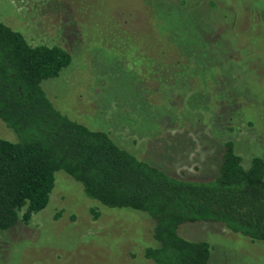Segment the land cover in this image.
Here are the masks:
<instances>
[{"label":"rangeland","instance_id":"rangeland-1","mask_svg":"<svg viewBox=\"0 0 264 264\" xmlns=\"http://www.w3.org/2000/svg\"><path fill=\"white\" fill-rule=\"evenodd\" d=\"M0 20L68 50L47 96L138 159L192 181L218 176L228 141L245 167L264 159V0H0ZM0 138L16 141L2 121ZM153 224L58 172L48 206L0 231V264H151ZM180 235L209 243V264H264V241L222 224Z\"/></svg>","mask_w":264,"mask_h":264},{"label":"trees","instance_id":"trees-1","mask_svg":"<svg viewBox=\"0 0 264 264\" xmlns=\"http://www.w3.org/2000/svg\"><path fill=\"white\" fill-rule=\"evenodd\" d=\"M71 64L68 50L31 44L0 20V121L16 135V141L0 138V231L29 225L48 206L56 174L64 172L101 205L151 218L157 245L144 252L151 264H209L211 245L180 235L186 223H219L264 241L263 158L245 167L228 141L212 180L169 175L54 105L42 85Z\"/></svg>","mask_w":264,"mask_h":264}]
</instances>
